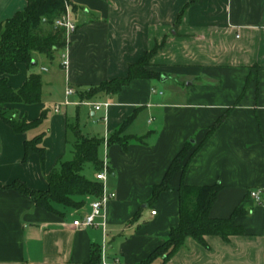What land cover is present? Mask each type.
Segmentation results:
<instances>
[{
	"label": "crops",
	"instance_id": "0c3cea01",
	"mask_svg": "<svg viewBox=\"0 0 264 264\" xmlns=\"http://www.w3.org/2000/svg\"><path fill=\"white\" fill-rule=\"evenodd\" d=\"M70 2L76 29L66 35L65 47L52 59L34 52L30 65L20 63L17 73L7 75L8 85L17 89L31 73L40 74L42 98L6 108L29 121L42 110L48 113L40 126L24 132H14L0 119V185L19 179L31 189L46 190V175L58 161L72 157L65 123L77 118L83 134L103 141L98 157L108 173L100 183L115 197L104 203L97 225L83 227L72 221L89 211L92 196L79 197L84 203L78 208L53 212L15 189H0V264H92L91 251L104 239L109 262L138 263L177 226L181 180L220 182L209 215L225 218L242 210L235 222L244 233L228 240L209 234L204 243L187 238L162 264H264V194L260 202L249 195L251 188L264 189V0ZM25 5L26 0H0V23ZM157 44L149 69L163 79H133L117 94L80 97L91 86L125 77L128 65ZM168 82L167 93L160 84ZM67 86L75 93L54 111ZM83 100L103 107L95 110ZM237 100L185 173H174L170 190L148 203L153 185L161 182L184 143L191 139L196 147ZM83 112L89 116L84 127ZM132 115L123 134L136 139L126 150L107 144ZM41 132L43 166L37 153L23 159L24 141ZM96 172L83 175L96 179Z\"/></svg>",
	"mask_w": 264,
	"mask_h": 264
},
{
	"label": "trees",
	"instance_id": "16d2710c",
	"mask_svg": "<svg viewBox=\"0 0 264 264\" xmlns=\"http://www.w3.org/2000/svg\"><path fill=\"white\" fill-rule=\"evenodd\" d=\"M65 2L70 4L71 9L75 7L70 0H26V5L21 10L0 23V119L7 123L14 132L37 128L44 122L48 110H42L39 117L31 121L25 117L17 118L5 107V104L40 102L42 98L41 76L31 73L20 87L14 89L8 85L7 75L17 73L20 63L30 65L34 52L52 59L59 49L65 47L67 40L63 29L54 26V19L65 10ZM159 46V44L155 45L140 59L130 63L125 77H115L91 86L81 92L80 97L82 99L91 98L98 93L117 94L133 79H160L162 74L149 69L150 58ZM238 100L208 128L204 139L196 147L192 148L194 141L191 139L184 143L170 162L161 182L153 185L148 203L155 201L162 192L170 190L169 180L174 173L180 172L182 175L185 173L199 148L219 127ZM132 118L133 115L108 137L107 144L116 143L123 150L127 149L128 142L136 139L132 135L123 134L124 126ZM43 135L44 132H41L24 141L23 159L30 153H37L40 164L43 166L45 159V148L42 145ZM65 135L71 144L72 157L69 160L58 161L57 165L46 175L48 183L46 190L31 189L19 179L6 185H0V189H15L27 195L37 206L53 212H59L58 207L78 208L82 206L84 201L79 197L99 196L102 192L100 181L88 179L81 171L87 163L92 164L97 171L102 168V162L98 157L102 139L83 134L77 118L74 120L66 118ZM221 188L220 182L209 185H188L181 180L177 189L179 200L177 226L169 230L165 240L145 259L135 264L165 263L190 237L204 243V236L209 234L218 235L224 240H228L232 235L243 234V227L235 222V217L242 214V210L236 208L230 216L225 218H215L209 215L210 208ZM90 261L92 264L101 262L100 246L93 248Z\"/></svg>",
	"mask_w": 264,
	"mask_h": 264
},
{
	"label": "built area",
	"instance_id": "2783aa9c",
	"mask_svg": "<svg viewBox=\"0 0 264 264\" xmlns=\"http://www.w3.org/2000/svg\"><path fill=\"white\" fill-rule=\"evenodd\" d=\"M54 26L63 29L65 35L72 33L76 29V24L72 17V9L71 6L65 2V10L60 15H58L54 19ZM63 65H66V60L64 59ZM75 93L74 89L70 86H67L65 88L64 94L65 99L55 105L54 111H59L61 104H68V96ZM81 103L90 104L93 106L95 110H99L103 107L102 104L99 103H90L86 101H81ZM107 103L104 104L106 106ZM108 173L105 162L102 164V168L98 170L95 174V178L99 181H103L106 178V174ZM264 189L262 188H251L249 190V195L256 201L260 202L263 199ZM115 197V193L113 191H106L105 187L102 186V192L99 196L94 197L89 202V211L84 214L82 218H77L72 221V225L74 226H83V227H89L93 225H97L96 219L99 217H102L103 215V205L108 200ZM151 214H155V210H151ZM100 225L104 229L105 223L102 221L100 222ZM100 255H101V264H118L117 259H114L112 262L108 261V257L106 255V241L105 239L102 241L100 245Z\"/></svg>",
	"mask_w": 264,
	"mask_h": 264
},
{
	"label": "rangeland",
	"instance_id": "374dc122",
	"mask_svg": "<svg viewBox=\"0 0 264 264\" xmlns=\"http://www.w3.org/2000/svg\"><path fill=\"white\" fill-rule=\"evenodd\" d=\"M70 5V4H69ZM169 83H171V82H168V83H164V85H163V83H161L160 85L161 86H164V89H165V91L168 93V91H169V89L171 88V86H170V84ZM184 85L186 86V87H190L191 86V84H190V81L189 80H186L185 82H184ZM88 122L89 121V116L86 114V113H84L83 112V114H82V116H81V123H80V125L82 126V127H84L83 125L84 124H86L85 122ZM89 123V122H88ZM88 123H87V125H88ZM94 168L92 167V165H90V164H85L84 165V168L82 169V171H81V173L82 174H84L85 176H87V177H92L93 175H94Z\"/></svg>",
	"mask_w": 264,
	"mask_h": 264
},
{
	"label": "water",
	"instance_id": "95a60500",
	"mask_svg": "<svg viewBox=\"0 0 264 264\" xmlns=\"http://www.w3.org/2000/svg\"><path fill=\"white\" fill-rule=\"evenodd\" d=\"M161 79H163V76L161 77Z\"/></svg>",
	"mask_w": 264,
	"mask_h": 264
}]
</instances>
